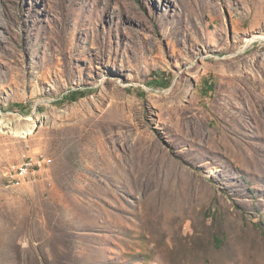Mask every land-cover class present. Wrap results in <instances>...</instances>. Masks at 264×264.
Listing matches in <instances>:
<instances>
[{
	"label": "rangeland",
	"instance_id": "1",
	"mask_svg": "<svg viewBox=\"0 0 264 264\" xmlns=\"http://www.w3.org/2000/svg\"><path fill=\"white\" fill-rule=\"evenodd\" d=\"M0 264H264V0H0Z\"/></svg>",
	"mask_w": 264,
	"mask_h": 264
},
{
	"label": "built area",
	"instance_id": "2",
	"mask_svg": "<svg viewBox=\"0 0 264 264\" xmlns=\"http://www.w3.org/2000/svg\"><path fill=\"white\" fill-rule=\"evenodd\" d=\"M44 154H35L26 156L21 162H17L10 167V177L12 179L30 178L31 181H37V176L43 172L48 164H51Z\"/></svg>",
	"mask_w": 264,
	"mask_h": 264
},
{
	"label": "trees",
	"instance_id": "3",
	"mask_svg": "<svg viewBox=\"0 0 264 264\" xmlns=\"http://www.w3.org/2000/svg\"><path fill=\"white\" fill-rule=\"evenodd\" d=\"M87 92L88 91H86V92H82V91L72 92L70 95L65 96L62 101H72V102H76L80 98L85 97V95H86L85 93H87Z\"/></svg>",
	"mask_w": 264,
	"mask_h": 264
},
{
	"label": "bare ground",
	"instance_id": "4",
	"mask_svg": "<svg viewBox=\"0 0 264 264\" xmlns=\"http://www.w3.org/2000/svg\"><path fill=\"white\" fill-rule=\"evenodd\" d=\"M1 127L3 128V130L5 129V124L4 123H1ZM13 136L15 137H23V138H27V136L30 135V133H27V132H21L20 130L19 131H13Z\"/></svg>",
	"mask_w": 264,
	"mask_h": 264
}]
</instances>
